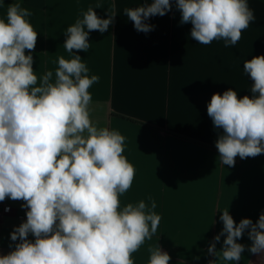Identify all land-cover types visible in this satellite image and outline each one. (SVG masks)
Returning a JSON list of instances; mask_svg holds the SVG:
<instances>
[{
	"label": "clouds",
	"instance_id": "9594fccd",
	"mask_svg": "<svg viewBox=\"0 0 264 264\" xmlns=\"http://www.w3.org/2000/svg\"><path fill=\"white\" fill-rule=\"evenodd\" d=\"M173 3L180 24H191V38L205 46L223 41L224 47H235L256 21L249 0H144L123 14L137 32L148 33L155 26L147 21L164 16ZM101 8V3L89 6L67 26L68 58L59 56L55 70L39 77L31 10L16 0L0 18V202L22 201L26 209V220L10 233L14 247L0 255V264H135L133 253L157 233L162 216L154 199L121 204L136 175L124 155L126 137L91 117L89 89L100 77L90 75L78 53H88L92 31L103 34L114 25L115 4L107 18L94 11ZM243 74L252 81L251 96L238 97L228 88L213 93L207 104L213 127L220 130L219 160L229 167L237 156L264 154V55L245 59ZM221 213L223 228L209 244L215 257L209 264H238L246 249L264 260V211L255 222L239 223L228 209ZM245 232L250 245L238 243ZM147 251V264H170L171 256L158 244Z\"/></svg>",
	"mask_w": 264,
	"mask_h": 264
},
{
	"label": "crops",
	"instance_id": "0c3cea01",
	"mask_svg": "<svg viewBox=\"0 0 264 264\" xmlns=\"http://www.w3.org/2000/svg\"><path fill=\"white\" fill-rule=\"evenodd\" d=\"M16 0H0V18ZM32 12L38 32L33 68L39 77L55 70L63 47L64 32L81 11L94 9L102 18L115 4L117 15L110 29L92 31L88 53L79 52L100 80L89 91L91 117L101 127L126 137L124 155L136 169L132 187L120 197L122 206L147 200L157 203L162 216L156 235L133 253L135 264H147L149 245L158 244L171 256L170 264H209L215 257L209 244L222 230L219 217L228 209L239 223L255 222L264 211V154L235 159L229 167L219 160L217 130L207 114L213 93L228 88L238 97L251 96V79L243 74V61L264 55V0H249L256 21L242 33L235 47L223 41L201 45L190 36L191 24H180L173 3L164 16L151 17L154 30L137 32L123 14L144 0H20ZM26 54L28 50H25ZM22 201L6 199L0 214V255L12 250L10 233L26 220ZM29 239H33L31 235ZM224 237L216 243L219 250ZM18 242V241H17ZM238 243L250 245L247 232ZM198 257V259H197ZM264 264L245 250L238 264Z\"/></svg>",
	"mask_w": 264,
	"mask_h": 264
},
{
	"label": "built area",
	"instance_id": "2783aa9c",
	"mask_svg": "<svg viewBox=\"0 0 264 264\" xmlns=\"http://www.w3.org/2000/svg\"><path fill=\"white\" fill-rule=\"evenodd\" d=\"M6 209V205L0 204V214H2Z\"/></svg>",
	"mask_w": 264,
	"mask_h": 264
}]
</instances>
